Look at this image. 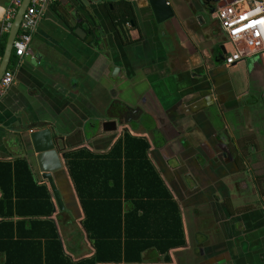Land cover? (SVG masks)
Returning <instances> with one entry per match:
<instances>
[{
    "label": "crops",
    "instance_id": "1",
    "mask_svg": "<svg viewBox=\"0 0 264 264\" xmlns=\"http://www.w3.org/2000/svg\"><path fill=\"white\" fill-rule=\"evenodd\" d=\"M86 1L47 5L30 53L14 57V83L0 97V161L25 158L48 186L49 218L66 254L78 261L96 248L66 153L105 154L126 132L144 137L179 206L186 243L167 254L150 247L141 262L120 264H264V196L238 142L261 129L247 109L255 102L252 93L264 94V53L226 65L227 36L199 0H168L173 16L160 23L148 0H128L135 20L123 26L113 18L116 0ZM12 2L0 0V39L9 34L4 18ZM51 126L65 138L63 168L55 174L64 209L42 176L30 138L33 129ZM5 259L0 253V263Z\"/></svg>",
    "mask_w": 264,
    "mask_h": 264
},
{
    "label": "trees",
    "instance_id": "2",
    "mask_svg": "<svg viewBox=\"0 0 264 264\" xmlns=\"http://www.w3.org/2000/svg\"><path fill=\"white\" fill-rule=\"evenodd\" d=\"M112 3L118 25L135 20L130 1ZM7 35L0 39V56ZM254 137L242 136L238 142L249 149ZM149 148L146 138L126 132L105 154L87 148L66 153L85 211L83 224L96 248L93 257L78 261L66 254L56 224L49 218L54 204L48 186L36 180L25 158L0 161V253L6 256L0 264L134 263L141 262L142 253L150 247L167 254L184 245L179 206L152 164ZM263 177L257 175L256 180L264 196ZM15 216L20 219L14 220ZM166 259L170 260L168 255Z\"/></svg>",
    "mask_w": 264,
    "mask_h": 264
},
{
    "label": "built area",
    "instance_id": "3",
    "mask_svg": "<svg viewBox=\"0 0 264 264\" xmlns=\"http://www.w3.org/2000/svg\"><path fill=\"white\" fill-rule=\"evenodd\" d=\"M24 0H13L6 15L4 29L9 32ZM58 0H30L19 32L14 40L13 60L0 80V97L15 80L14 57L21 59L30 53L33 34L44 8ZM216 16L226 33L224 63L228 66L246 62L264 53V0H226L219 5ZM229 45V47H227ZM2 56H0V65Z\"/></svg>",
    "mask_w": 264,
    "mask_h": 264
},
{
    "label": "water",
    "instance_id": "4",
    "mask_svg": "<svg viewBox=\"0 0 264 264\" xmlns=\"http://www.w3.org/2000/svg\"><path fill=\"white\" fill-rule=\"evenodd\" d=\"M82 1H84L85 4H88V1ZM214 1L220 2V5L226 3V0ZM148 2L150 3L156 20L159 23L167 20L173 15L168 0H148ZM29 4L30 0L23 1L10 28L6 48L0 65V80L13 60L14 40L19 32L23 15ZM79 31L80 30H77L78 33H81ZM83 32L84 34H87L85 30ZM132 110L133 112H136L137 109ZM114 127L116 128V122L114 123ZM30 138L33 143L42 176L48 181L58 208L64 209V201L55 181V174L63 168L62 157H64L65 154L62 152L61 143L64 144L65 138L58 132L56 126L33 129L30 131Z\"/></svg>",
    "mask_w": 264,
    "mask_h": 264
},
{
    "label": "rangeland",
    "instance_id": "5",
    "mask_svg": "<svg viewBox=\"0 0 264 264\" xmlns=\"http://www.w3.org/2000/svg\"><path fill=\"white\" fill-rule=\"evenodd\" d=\"M222 33L226 37L225 32L222 31ZM253 65L255 67V62H253ZM252 95L254 97L252 100L255 102L253 101V106H248L247 110L252 118H260L258 125L261 126V129L258 130V128H255L258 132L254 133L255 137L248 151L251 164L250 169L252 174L257 177V175L264 176V94L252 93ZM262 182H264V177L262 178Z\"/></svg>",
    "mask_w": 264,
    "mask_h": 264
},
{
    "label": "flooded vegetation",
    "instance_id": "6",
    "mask_svg": "<svg viewBox=\"0 0 264 264\" xmlns=\"http://www.w3.org/2000/svg\"><path fill=\"white\" fill-rule=\"evenodd\" d=\"M200 1V6L204 9V10H206V11H209V12H212L213 13V15H215V17L217 18V16H216V10H217V8H218V6L220 5V2H217V1H214V0H199ZM171 6V5H170ZM172 8V7H171ZM173 11V10H172ZM173 16V15H172ZM224 47L226 48V45H225V43H224ZM226 51V50H225ZM222 55H221V57H222V60H223V62H224V57H225V52H224V50L222 51ZM133 112V111H132ZM126 117H128V115H124L123 117H122V120H124ZM119 122H121V119H120V121ZM118 122V123H119ZM252 133H254V132H252ZM248 136H250V135H248ZM246 137V136H245ZM241 151L239 152V155H241L242 156V159H244V162H246L247 163V165H248V168L250 169L251 167H250V161H249V155H248V152L249 151H247L248 149H243V147L241 146ZM230 153H231V155L233 156V158H234V160H236V162H240V159L237 157V153L235 152V151H230ZM237 158V159H236ZM250 171H251V169H250ZM251 173H252V171H251ZM254 177H255V179H256V176L254 175ZM256 183H257V180H256ZM257 188H258V190H259V187H258V184H257Z\"/></svg>",
    "mask_w": 264,
    "mask_h": 264
}]
</instances>
